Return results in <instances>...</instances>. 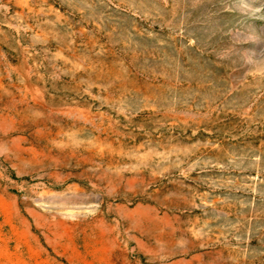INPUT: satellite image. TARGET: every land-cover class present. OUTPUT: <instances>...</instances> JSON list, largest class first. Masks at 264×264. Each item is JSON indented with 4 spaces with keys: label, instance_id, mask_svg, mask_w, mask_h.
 <instances>
[{
    "label": "rangeland",
    "instance_id": "obj_1",
    "mask_svg": "<svg viewBox=\"0 0 264 264\" xmlns=\"http://www.w3.org/2000/svg\"><path fill=\"white\" fill-rule=\"evenodd\" d=\"M0 264H264V0H0Z\"/></svg>",
    "mask_w": 264,
    "mask_h": 264
}]
</instances>
